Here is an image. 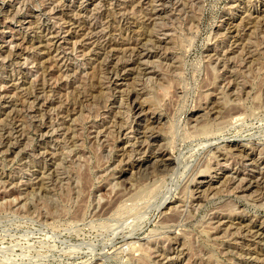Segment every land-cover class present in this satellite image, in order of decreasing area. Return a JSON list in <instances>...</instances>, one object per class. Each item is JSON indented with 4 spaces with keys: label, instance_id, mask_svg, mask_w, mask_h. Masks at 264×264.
<instances>
[{
    "label": "rangeland",
    "instance_id": "obj_1",
    "mask_svg": "<svg viewBox=\"0 0 264 264\" xmlns=\"http://www.w3.org/2000/svg\"><path fill=\"white\" fill-rule=\"evenodd\" d=\"M0 264H264V0H0Z\"/></svg>",
    "mask_w": 264,
    "mask_h": 264
},
{
    "label": "bare ground",
    "instance_id": "obj_2",
    "mask_svg": "<svg viewBox=\"0 0 264 264\" xmlns=\"http://www.w3.org/2000/svg\"><path fill=\"white\" fill-rule=\"evenodd\" d=\"M233 110H234V109H233ZM236 113H237V112H236ZM235 115H236V114H235ZM229 116H230V115H229ZM159 159H160V158H159ZM162 160H163V159H162ZM159 162H160V160H159ZM166 165H167V164H165V163L163 164V163H162V165H160L161 167H160V168L158 167L157 169H161V168L163 169V167L166 168ZM168 165H169V164H168ZM157 166H158V165H157ZM148 168H149V167H148ZM154 168H155V167H154Z\"/></svg>",
    "mask_w": 264,
    "mask_h": 264
}]
</instances>
